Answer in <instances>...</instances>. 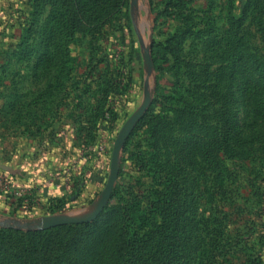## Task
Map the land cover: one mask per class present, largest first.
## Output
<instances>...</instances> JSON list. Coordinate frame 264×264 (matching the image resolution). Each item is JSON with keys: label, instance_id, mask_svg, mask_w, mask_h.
Instances as JSON below:
<instances>
[{"label": "rangeland", "instance_id": "obj_1", "mask_svg": "<svg viewBox=\"0 0 264 264\" xmlns=\"http://www.w3.org/2000/svg\"><path fill=\"white\" fill-rule=\"evenodd\" d=\"M146 94L120 150V198L78 238L72 264H111L130 187L160 181L174 264H264V0H0V229L42 209L87 211ZM41 183L60 196L54 209ZM21 253L0 252V264H26Z\"/></svg>", "mask_w": 264, "mask_h": 264}, {"label": "trees", "instance_id": "obj_2", "mask_svg": "<svg viewBox=\"0 0 264 264\" xmlns=\"http://www.w3.org/2000/svg\"><path fill=\"white\" fill-rule=\"evenodd\" d=\"M120 174L124 175V172ZM134 187H130V196L123 200V227L115 236L111 264H174L178 248L177 230L171 220L172 204L167 194V182H144L138 188ZM112 197L120 198L117 188L113 190ZM154 216L161 219L155 231H144L149 221L154 222ZM91 225L92 222L38 229L32 223L25 228L0 229V235L5 238L15 231L20 237L19 246L5 242L0 245V252L7 253L18 248L26 264H72L74 246Z\"/></svg>", "mask_w": 264, "mask_h": 264}, {"label": "water", "instance_id": "obj_3", "mask_svg": "<svg viewBox=\"0 0 264 264\" xmlns=\"http://www.w3.org/2000/svg\"><path fill=\"white\" fill-rule=\"evenodd\" d=\"M150 49L151 46L148 45L144 51L145 60L149 70L152 64ZM149 102H150V97L148 94H146L145 99L142 105L140 106V108L137 110L135 114H133L130 120L124 125L122 130L117 135L111 153L108 179L101 194L99 195L97 200L92 204V206L87 211L81 213L44 216L37 219L35 222L26 223V226H29L30 224L34 223V225L38 229H48L51 227H56L61 225L89 223L95 220L103 212V210L105 209L111 198L116 180L118 178L120 150L128 134L132 130L133 126L143 115Z\"/></svg>", "mask_w": 264, "mask_h": 264}, {"label": "crops", "instance_id": "obj_4", "mask_svg": "<svg viewBox=\"0 0 264 264\" xmlns=\"http://www.w3.org/2000/svg\"><path fill=\"white\" fill-rule=\"evenodd\" d=\"M91 175V174H90ZM90 175H89V177H90ZM87 179H88V176H87ZM79 181L80 180H77L76 182L77 183H79ZM77 185V184H76ZM39 187H41L40 188V190L45 194V195H47V198L45 197L43 200L45 201V204H47V205H49V206H53V205H55L56 203H59L58 201V199H59V195H57L56 193H54V192H51L52 190H55L54 189V186L53 185H51V186H48V185H43L42 186V183H41V185L39 186ZM71 188V187H70ZM51 190V191H50ZM83 195V191H82V188H78L77 189V191H76V194L75 195H72V196H70V195H68V196H66V198H64L65 199V201L66 202H73V201H75V197L77 196V198L78 197H80V196H82ZM64 199H62V198H60V201H63ZM47 201V202H46ZM34 204H32V206H33ZM32 210V209H31ZM31 210H26V212H30ZM41 210V209H40ZM41 212H42V215H41V217H44V216H48V214L49 213H47L46 211H44L43 209L41 210ZM31 214V213H30ZM25 215H26V213H25ZM28 223V222H27Z\"/></svg>", "mask_w": 264, "mask_h": 264}]
</instances>
